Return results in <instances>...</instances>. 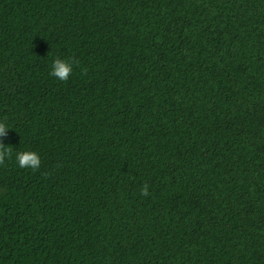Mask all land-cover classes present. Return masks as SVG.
Listing matches in <instances>:
<instances>
[{
  "label": "trees",
  "instance_id": "obj_1",
  "mask_svg": "<svg viewBox=\"0 0 264 264\" xmlns=\"http://www.w3.org/2000/svg\"><path fill=\"white\" fill-rule=\"evenodd\" d=\"M0 121V264H264V0H0Z\"/></svg>",
  "mask_w": 264,
  "mask_h": 264
},
{
  "label": "clouds",
  "instance_id": "obj_2",
  "mask_svg": "<svg viewBox=\"0 0 264 264\" xmlns=\"http://www.w3.org/2000/svg\"><path fill=\"white\" fill-rule=\"evenodd\" d=\"M73 72V64L67 60L55 59L52 64L51 76L66 82ZM9 132V126L0 121V138L5 137ZM8 155V150L4 147L2 140H0V162ZM18 166L21 168L30 167L37 169L40 166L39 155L35 152H19L16 156ZM142 195H148L147 186L142 189Z\"/></svg>",
  "mask_w": 264,
  "mask_h": 264
}]
</instances>
